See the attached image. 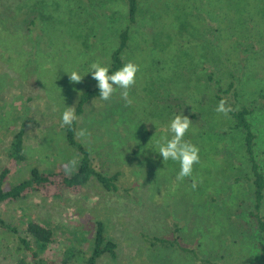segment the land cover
<instances>
[{"label":"rangeland","instance_id":"374dc122","mask_svg":"<svg viewBox=\"0 0 264 264\" xmlns=\"http://www.w3.org/2000/svg\"><path fill=\"white\" fill-rule=\"evenodd\" d=\"M14 1L0 0V11ZM140 1L142 11L122 53V66L129 61L140 66L129 92L133 103L125 106L117 89L108 101L86 103L76 121L75 137L88 150L92 167L104 176L117 172V189L105 190L90 178L78 192L62 189L47 197L30 192L0 203L5 225L0 224V264L28 261L17 240V235L27 237L28 220L41 222L56 237L38 254L45 262L65 258L69 249L74 253L66 264H83L99 221L116 254L113 260L103 255L96 264H264V239L246 223L251 184L240 134L209 103L216 86L222 90L234 82L233 90L218 94L227 98L235 90L237 104L252 109L254 157L264 176V98L259 97L264 89V10L246 16L242 36L236 39L231 31L225 36L224 46L235 54L219 64L202 49L206 39L207 47L216 43L213 22L202 21L200 6L192 13H197V30L180 31L165 20L175 21L167 13L155 22L150 18V7L165 0ZM87 2L98 5L88 13ZM78 3H45L43 29L32 33L16 27L18 22L0 21V169L8 165L7 147L21 124L26 155L12 166L6 188L27 179L31 168L66 173L76 168L78 156L65 142L62 113L75 106L83 90L97 85L87 73L90 65L108 66L116 31L124 23V0ZM73 70L86 74L82 82H70L67 72ZM204 83L208 88L202 89ZM181 114L192 120L185 140L200 148V163L183 182L175 179L179 163L164 162L157 145L161 135L171 137L168 126ZM193 179L198 181L195 190ZM260 214L264 217V198Z\"/></svg>","mask_w":264,"mask_h":264},{"label":"trees","instance_id":"16d2710c","mask_svg":"<svg viewBox=\"0 0 264 264\" xmlns=\"http://www.w3.org/2000/svg\"><path fill=\"white\" fill-rule=\"evenodd\" d=\"M49 1L51 3H60L61 0H34L30 1V4L24 3V0H15L12 4L5 5L3 10L0 11L2 14V16L0 14V21L4 19L18 22L19 24L16 27H19L23 32H29L31 30L32 33L35 28H39V24L41 25L46 21L45 17H41V13L45 3H50ZM64 1L68 3H78V0ZM140 3V0H124V23L123 26L116 31V44L110 52L108 61L109 74L119 70L122 66V53L128 47L129 32L138 21L137 17L142 11ZM210 4L212 6H210ZM97 5L88 4L87 2L84 9L90 13V7ZM199 6L201 7L200 10H203L205 13L202 21L204 20L208 24L213 22L212 30L215 31L214 40L216 43V45L207 47L206 43H209V41L206 39L202 41V49L207 48L205 50L211 55L212 61L220 64L222 63V57H226L225 55L228 54L234 56L232 53L235 54L234 50L231 52L227 46H224L227 45L225 36L227 37L228 34H231L230 31L236 34V39L238 36H242L247 30L246 27L243 26L246 16L252 17L253 13H257L258 11L262 12L264 10V0H213L210 3H208L207 0H165L161 2V4L155 3V6L150 7V18H154L155 22V19L158 18L157 16H160L161 13H167L169 16L175 17V21L165 18L171 26L177 27L180 31H182V29H185V31H195L197 30L196 23L199 22L197 20V13H192L195 11L198 12ZM151 14L153 16H151ZM192 17L194 20H192ZM140 18L141 20L144 19L143 17ZM2 28L5 29V27ZM40 28L43 29L42 26ZM44 29H46V27H44ZM203 31H205V29H203ZM85 40H87V38ZM200 57L203 58L202 56ZM205 75L207 79L210 80L209 73H205ZM233 87L234 82L232 80L226 83L225 88L222 90L220 86H216V91L212 94V97H210V101L212 98V101L209 102L210 105L215 109L222 99L218 92L227 94L229 90H233ZM204 88H208V85L205 83L202 89ZM236 95L237 93L234 90L226 98L228 104L233 108V111L227 116L231 121L230 129L240 134L241 148L249 170L247 180L251 184V191L250 201L248 202L249 208L246 210V223L264 239V217L260 214V207L264 198V176L259 170L258 163L255 161L254 157L256 135L249 119L252 109L244 105H238ZM259 97L264 98V89L260 92ZM230 98H232V100H229ZM95 99H100L97 85L83 90L75 104L76 115L79 116L81 114L86 103ZM190 116L192 118L195 117L194 114ZM62 129L64 131L66 144L73 148L78 156L75 170L71 173H66L63 170L41 172L36 168H31L27 179L7 188L4 187L3 182L12 166L26 159L24 153V129L21 124L12 133L7 147L8 165H4L0 169V203L25 198L30 192H37L43 197L58 194L62 189H67L70 192H78L90 178H94L105 190L115 191L117 189L115 184L118 176L117 172L109 176H104L92 167L88 150L75 137L76 121L70 126H63ZM240 220L243 221L242 219ZM0 224L5 227L1 221ZM174 230L177 231V228L175 227ZM13 232L16 233L15 230H13ZM24 233L27 237L17 235V240L21 248L26 252L28 261L31 262L21 259L18 262L19 264H66L67 259L74 253L66 249L67 254L65 258H50L45 262L38 254L42 253L47 246H52V244L57 242L54 233L50 228L35 220H28L25 222ZM152 240L160 244L171 243L169 240L157 237H153ZM115 247V243L106 237L103 223L97 221L95 223L94 233L91 237L89 252L87 256H84L83 264H96V260L103 255L113 260L116 254ZM17 248L19 249L20 247L17 246ZM68 251L71 253H68Z\"/></svg>","mask_w":264,"mask_h":264},{"label":"clouds","instance_id":"9594fccd","mask_svg":"<svg viewBox=\"0 0 264 264\" xmlns=\"http://www.w3.org/2000/svg\"><path fill=\"white\" fill-rule=\"evenodd\" d=\"M140 70V66L135 62H127L119 70L109 74V67L102 65L100 62H94L90 65L87 73L92 74V78L96 80L97 87L99 89L100 99L108 101L111 99L117 89H120V96L125 101V106H130L133 100L130 98V89L136 83V76ZM69 75L70 82L80 83L84 76L78 71L67 72ZM58 109L53 108V111ZM215 111L219 114L227 116L233 108L228 104L226 98H222ZM79 118L76 115L75 106L65 107L62 117L61 126L72 125L74 121ZM192 126V120L188 116L183 114L176 115L168 126V131L172 134L171 137L167 134L161 135L157 140L158 152L163 157L164 162L172 160L178 162L180 170L176 176V181L183 182L187 177L193 176L194 165L200 163V148L190 141L185 140V135L188 133ZM85 130H81V135L84 134ZM198 187V181L193 179L191 188L195 190Z\"/></svg>","mask_w":264,"mask_h":264}]
</instances>
